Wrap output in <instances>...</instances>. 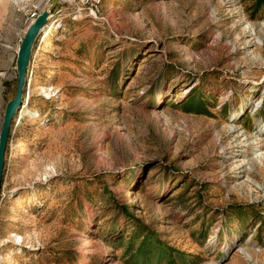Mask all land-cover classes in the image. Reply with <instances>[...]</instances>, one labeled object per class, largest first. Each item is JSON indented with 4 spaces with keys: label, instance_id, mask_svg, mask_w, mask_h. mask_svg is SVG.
Returning <instances> with one entry per match:
<instances>
[{
    "label": "rangeland",
    "instance_id": "obj_1",
    "mask_svg": "<svg viewBox=\"0 0 264 264\" xmlns=\"http://www.w3.org/2000/svg\"><path fill=\"white\" fill-rule=\"evenodd\" d=\"M45 3L0 0V130ZM92 8L53 0L32 44L0 264H264V0Z\"/></svg>",
    "mask_w": 264,
    "mask_h": 264
},
{
    "label": "water",
    "instance_id": "obj_2",
    "mask_svg": "<svg viewBox=\"0 0 264 264\" xmlns=\"http://www.w3.org/2000/svg\"><path fill=\"white\" fill-rule=\"evenodd\" d=\"M51 16V10H43L33 23L28 27L19 44L16 67H17V85L15 96L10 100L4 110L3 121L0 130V186L2 172L4 168V153L8 141L10 122L22 100V92L26 81V71L31 56L32 44L38 36L40 30L47 24Z\"/></svg>",
    "mask_w": 264,
    "mask_h": 264
},
{
    "label": "built area",
    "instance_id": "obj_3",
    "mask_svg": "<svg viewBox=\"0 0 264 264\" xmlns=\"http://www.w3.org/2000/svg\"><path fill=\"white\" fill-rule=\"evenodd\" d=\"M80 1H81V4H83L84 6H86L90 11H93L94 10L92 7L98 2V0H80ZM52 4H53V0H46V3H45V6H44L43 10H51V5ZM39 14H41V12ZM39 14H35L36 17Z\"/></svg>",
    "mask_w": 264,
    "mask_h": 264
},
{
    "label": "bare ground",
    "instance_id": "obj_4",
    "mask_svg": "<svg viewBox=\"0 0 264 264\" xmlns=\"http://www.w3.org/2000/svg\"><path fill=\"white\" fill-rule=\"evenodd\" d=\"M32 23H33V20H32V22H30V23L27 25V27L25 28L24 34H25V32L27 31L28 27H29ZM48 26H49V24L47 23V24H46V25L40 30L39 35H40L41 33H43L44 31H46L47 28H48ZM24 34H23V35H24ZM25 97H26V95H25ZM23 99H24V98H23ZM22 103H23V101H22ZM242 254L245 256V258H247V259L250 258V253H248V251H246L245 249L242 251Z\"/></svg>",
    "mask_w": 264,
    "mask_h": 264
},
{
    "label": "trees",
    "instance_id": "obj_5",
    "mask_svg": "<svg viewBox=\"0 0 264 264\" xmlns=\"http://www.w3.org/2000/svg\"><path fill=\"white\" fill-rule=\"evenodd\" d=\"M4 170V169H3Z\"/></svg>",
    "mask_w": 264,
    "mask_h": 264
}]
</instances>
